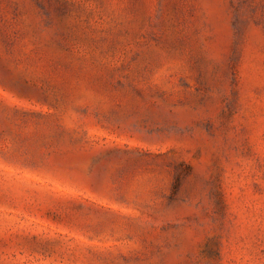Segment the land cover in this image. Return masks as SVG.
<instances>
[{
    "label": "rangeland",
    "instance_id": "374dc122",
    "mask_svg": "<svg viewBox=\"0 0 264 264\" xmlns=\"http://www.w3.org/2000/svg\"><path fill=\"white\" fill-rule=\"evenodd\" d=\"M0 264H264V0H0Z\"/></svg>",
    "mask_w": 264,
    "mask_h": 264
}]
</instances>
